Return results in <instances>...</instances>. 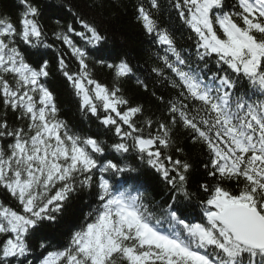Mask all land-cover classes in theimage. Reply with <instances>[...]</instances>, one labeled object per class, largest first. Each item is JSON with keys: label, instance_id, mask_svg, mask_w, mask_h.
<instances>
[{"label": "trees", "instance_id": "1", "mask_svg": "<svg viewBox=\"0 0 264 264\" xmlns=\"http://www.w3.org/2000/svg\"><path fill=\"white\" fill-rule=\"evenodd\" d=\"M185 2L0 0V264H42L51 254L58 256L51 264H191L159 250L143 256L131 236L112 250L83 239L97 217L96 163H110L109 173L111 166L139 188L146 211L191 219L226 196L264 216L261 185L213 165L202 135L213 114L188 96L156 47L155 33H165L182 53L196 50ZM241 10L238 0H220L214 13L264 46V33L246 27ZM213 26L227 45L229 27ZM216 58L205 60L213 71ZM138 140L152 147L140 152ZM9 213L27 222L23 234Z\"/></svg>", "mask_w": 264, "mask_h": 264}, {"label": "water", "instance_id": "2", "mask_svg": "<svg viewBox=\"0 0 264 264\" xmlns=\"http://www.w3.org/2000/svg\"><path fill=\"white\" fill-rule=\"evenodd\" d=\"M221 220L226 228L249 246L254 248L264 246V224L255 213L247 209H242V212L226 209Z\"/></svg>", "mask_w": 264, "mask_h": 264}, {"label": "rangeland", "instance_id": "3", "mask_svg": "<svg viewBox=\"0 0 264 264\" xmlns=\"http://www.w3.org/2000/svg\"><path fill=\"white\" fill-rule=\"evenodd\" d=\"M193 1L197 3L196 11H197V13H198V15L200 17L201 24L204 26L205 25V21H206L207 9L213 5V1L214 0H193ZM82 92H83L84 104L88 105L90 103V99L85 94L84 91H82ZM94 93H95L97 98L104 100V103H105L106 106H108V107L110 106L112 108V104L107 99V97H106L105 93L103 92V90L94 88ZM9 219L13 220L16 225L19 224V217H16V216H14V215L9 213Z\"/></svg>", "mask_w": 264, "mask_h": 264}, {"label": "bare ground", "instance_id": "4", "mask_svg": "<svg viewBox=\"0 0 264 264\" xmlns=\"http://www.w3.org/2000/svg\"><path fill=\"white\" fill-rule=\"evenodd\" d=\"M11 223L13 222V221H10ZM18 234V233H17ZM21 244V243H20ZM17 248H19L18 246H17Z\"/></svg>", "mask_w": 264, "mask_h": 264}]
</instances>
